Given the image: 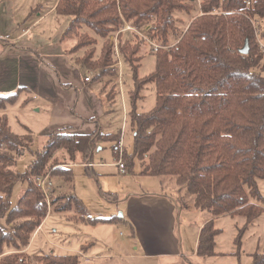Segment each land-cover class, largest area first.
Returning <instances> with one entry per match:
<instances>
[{
    "label": "trees",
    "instance_id": "16d2710c",
    "mask_svg": "<svg viewBox=\"0 0 264 264\" xmlns=\"http://www.w3.org/2000/svg\"><path fill=\"white\" fill-rule=\"evenodd\" d=\"M36 7H39L36 6ZM200 11L183 28L175 17L177 11L189 13L192 0H56L55 15L68 19L61 38L75 43L69 52L82 54L75 62L96 73L94 78L114 75L116 56L111 36L124 19L145 26L146 38L159 44L154 52L155 68L137 76L145 39L130 40L118 35L123 60L134 71L130 92L132 107L129 121L133 151L124 152L126 168L132 171L134 159L141 162L142 174L173 179L192 197L193 207L212 216L230 214L245 218L235 242L260 214L264 198L257 179L264 178V51L260 47L259 19H264V0H200ZM37 10V9H35ZM34 11V8L32 9ZM102 44L96 54V37ZM248 43V52L240 48ZM99 71V72H98ZM155 86V104L147 111L136 109L148 84ZM105 86V84H104ZM21 85L13 92L0 94V108L15 103ZM114 90L106 92L110 101ZM28 101L25 99L24 103ZM121 131L90 134L54 131L24 171L14 170L16 160L31 150L30 133L12 132L4 114H0V264H28L25 251L32 236L49 210H78L74 217L91 224L112 222L115 217L85 215V208L73 193L69 166L81 155V162L92 161L98 142H110L118 160ZM61 150L63 158L55 155ZM66 160V161H65ZM88 168V166H85ZM59 176L56 191L50 185L44 190L40 179ZM26 182L25 189L11 207L13 185ZM52 206V207H51ZM220 229L213 220L200 229L197 254L214 255L215 237ZM38 264H79L76 253L36 254ZM250 264H264V250L252 254Z\"/></svg>",
    "mask_w": 264,
    "mask_h": 264
},
{
    "label": "rangeland",
    "instance_id": "374dc122",
    "mask_svg": "<svg viewBox=\"0 0 264 264\" xmlns=\"http://www.w3.org/2000/svg\"><path fill=\"white\" fill-rule=\"evenodd\" d=\"M7 1L9 0H0V7L4 6ZM34 1L36 2L37 0ZM51 1L38 0L33 5L30 3L25 20L35 16V13L39 11L47 10L51 5ZM192 2L193 8L189 13L179 11L175 13L176 18L182 19L180 28H183L187 21L200 11V0H192ZM38 5L39 7H36ZM33 8L34 11H32ZM22 23L16 25L14 30H12L13 32L9 34V37H12L16 33ZM135 35L137 36V40L138 38L144 39V35H146L145 26L140 25L137 32L127 31L122 34L124 38L127 37L130 40L136 39ZM95 37L97 54L103 40L97 36ZM1 42L0 40V50L2 48ZM74 43L75 41L72 38H66L63 41V45L67 46L66 51L70 57L75 55V53H72L73 55L69 53V49ZM76 54L80 56L82 50H79ZM139 55H141V59L136 70V75L141 77L150 73L155 68V55L150 42L144 41ZM77 68L81 72L82 77L85 73H88L83 66L77 65ZM259 71L264 76V68H259ZM134 74L132 67L123 60L121 68H118L114 75L93 78L90 85L98 92H100V88L104 84L105 91L103 93H106L110 89L114 90L112 100L109 101L103 96V103L106 109L102 116L95 119V122L97 123L96 127L98 126L103 133H117L123 129V135L121 133L118 143V160L121 159L124 166H126L123 158L124 152L126 151L127 154H131L133 151V138L128 114L132 107L130 92L134 87ZM10 92H1L0 94L5 96ZM143 95L144 97L136 102V109L139 111H147L154 106L156 92L153 83L147 85ZM34 97L33 93L23 90L15 103L8 102L4 108H0V114L6 116L13 133L17 135L30 133L33 137L31 150H26L16 160L13 169L18 171H24L28 167L35 157L34 152L43 147L42 144H45L48 136L44 130L46 129L47 115L44 111H36L34 109L36 106L33 103ZM25 99L28 101L24 103ZM124 120H126L125 123ZM111 144L110 142H101L96 145L95 149H93L92 160L102 163L116 162ZM99 146L101 149H98ZM55 155L60 160L63 158L59 150L58 152L56 151ZM80 160V154L77 153L75 162ZM140 167L141 162L138 159H134L132 171L126 168L125 174L119 173L118 167L115 164L94 165L92 169L79 165L72 166L73 193L81 200L85 208V215L89 214L91 217L101 218L115 217V219L112 222L92 225L74 217V215L76 217L80 215L81 212L78 210L72 209L65 212L49 210L41 228H37L25 251L26 256L31 258L28 264H38L33 260L34 256L49 251H53L54 253H76L79 256V264H178L176 261L157 262L154 258H138L131 254L134 253V248L131 245L134 242V238L131 235L130 225L119 217L124 204L122 202L116 208L117 201L114 200V197H120L123 192L132 188L140 190L146 188L152 189V185L159 186L158 177H145V174L140 176L138 174ZM160 179L173 180L168 177H161ZM51 180H54V183L51 184L50 180H43L44 190H47L46 185L47 187L50 185L56 191H66L64 187L59 186V182L62 183L59 176L54 175ZM257 183L264 198V178L257 179ZM25 186L26 182L20 181H17L13 185L9 198L11 207L23 193ZM179 187L182 188L183 193L186 192L185 186ZM260 205L262 206L260 214L244 230L239 245L235 240L238 230L245 223L243 216H224L214 222L215 227L220 229V232L215 237L214 250L221 251V253L209 257L207 264H232V262L236 264L238 262L240 264H250L252 254L256 251L264 250V201ZM203 217L204 214L195 208L191 212L181 211V215L178 218L179 228L183 240H186L185 242H187L188 246L193 245L196 228L201 223ZM0 225L4 229H8L3 217H0ZM137 253L141 254L140 250Z\"/></svg>",
    "mask_w": 264,
    "mask_h": 264
},
{
    "label": "crops",
    "instance_id": "0c3cea01",
    "mask_svg": "<svg viewBox=\"0 0 264 264\" xmlns=\"http://www.w3.org/2000/svg\"><path fill=\"white\" fill-rule=\"evenodd\" d=\"M36 2L34 0H9L0 7V32H2L0 35L2 41L0 93L13 91L19 85L26 86L29 92L35 95L34 109L44 111L47 115L46 129H44L47 135L54 131L90 134L100 130L98 126L96 127L95 119L102 116L106 109L103 103V96L106 97V93H103L104 85L100 88V92L94 90L90 85L97 72L90 80L85 81V76L90 73H85L82 77L77 68L79 64L75 62L78 55L69 52L73 55L70 57L66 51L67 46L63 45L65 39H62L61 35L68 19L55 15L56 0L51 1L47 10L39 11L35 13V16L25 20L30 3L33 5ZM21 22L23 23L16 33L9 37L12 30ZM258 22L259 36L264 34V19L258 18ZM259 42L264 51V36L259 37ZM120 131L123 135V129ZM99 143L101 142L97 145ZM98 149L101 147L99 146ZM59 151L62 154V151ZM81 161L73 162L69 166H88L92 169L94 165L115 164L119 173H126V167L122 172L117 161L113 163L94 162L93 160L83 163ZM140 171L141 167L138 170L141 176L143 174ZM144 176L151 175L145 174ZM160 178L158 177L159 186L152 185V189L132 188L123 192L120 197H114L117 201H115L116 208L122 202L124 204L119 217L130 225L131 235L134 238L131 244L134 253L131 254L138 258H154L157 262L207 264L212 255L203 257L197 254L201 227L211 219L214 223L220 217L236 215L212 216L209 212L200 210L204 217L196 228L193 245L188 246L180 233L178 218L181 211L191 212L195 208L192 205V197L186 192L183 193L182 188L175 181ZM50 181L51 184L54 183V180ZM42 223L38 229L41 228ZM138 250L141 254L137 253ZM215 250V254L221 253ZM82 256L85 257L84 254ZM232 264L236 263L232 262Z\"/></svg>",
    "mask_w": 264,
    "mask_h": 264
},
{
    "label": "built area",
    "instance_id": "2783aa9c",
    "mask_svg": "<svg viewBox=\"0 0 264 264\" xmlns=\"http://www.w3.org/2000/svg\"><path fill=\"white\" fill-rule=\"evenodd\" d=\"M122 19H123V23L120 24L119 28L117 29V31L111 36L110 38V41L113 45V49H114V55L116 56V62L114 63L115 66L119 67V69L121 68L122 66V59H121V54H120V51H119V45H118V35L120 33H123V32H127V31H131V32H137L138 29H139V26L138 25H135L133 22L131 21H128L126 19H124V17L122 16ZM145 36V35H144ZM146 41L150 42L151 45H152V49L153 51L155 52L160 46L158 43L146 38H144ZM260 47L262 48V44L260 43ZM263 49V48H262ZM94 76V73L93 72H90V75L88 76H85V81H88L90 80L92 77ZM121 142V141H120ZM121 145V143H120ZM117 164L119 165L120 167V170L122 172L125 171V166L123 164V162L121 161V159H119L117 161ZM43 180L44 179H40L39 182H38V185L44 189L43 187ZM40 227V226H39Z\"/></svg>",
    "mask_w": 264,
    "mask_h": 264
},
{
    "label": "water",
    "instance_id": "95a60500",
    "mask_svg": "<svg viewBox=\"0 0 264 264\" xmlns=\"http://www.w3.org/2000/svg\"><path fill=\"white\" fill-rule=\"evenodd\" d=\"M240 52L241 53H247L248 52V43L247 42H245L243 47L240 48Z\"/></svg>",
    "mask_w": 264,
    "mask_h": 264
}]
</instances>
